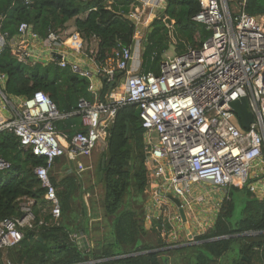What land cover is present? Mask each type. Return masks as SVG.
<instances>
[{"label":"built area","instance_id":"obj_1","mask_svg":"<svg viewBox=\"0 0 264 264\" xmlns=\"http://www.w3.org/2000/svg\"><path fill=\"white\" fill-rule=\"evenodd\" d=\"M199 2L200 10L192 19L209 36L198 46L189 45L180 54L165 57L158 73L129 72L131 46L115 49L97 61V49H88L75 33L64 36L62 30H50L41 38L22 22L10 37L0 28V52L9 44L24 64L55 61L60 67L68 65L90 80L88 91L94 95L93 101L80 98L73 113H62L42 91L28 97L6 95V76L0 72V131L12 132L22 148L44 158L45 163L35 166L33 173L45 188L46 201L37 215L34 198L19 199L20 215L0 220V250L17 246L28 230L58 224L61 207L49 173L54 161L63 155L89 153L104 141L123 103L136 104L140 110L148 174L162 188H171L182 207L205 202V196L195 194L202 185L210 191L228 186L256 195L257 190L256 196L264 199V28L256 16L245 12L243 2L233 9L227 0ZM140 10L136 5L129 14L136 29L143 23ZM63 48L81 54L83 60L69 62ZM121 71L126 72L123 95L115 98L110 92L106 101L98 100L100 77L116 83L115 74ZM241 97H246L253 116L247 128L231 107ZM72 114L80 115L84 130L67 138L57 131L55 122ZM9 167L0 157V171ZM162 195L159 189L153 196L161 203ZM69 237L87 250L92 247L83 232Z\"/></svg>","mask_w":264,"mask_h":264},{"label":"trees","instance_id":"obj_2","mask_svg":"<svg viewBox=\"0 0 264 264\" xmlns=\"http://www.w3.org/2000/svg\"><path fill=\"white\" fill-rule=\"evenodd\" d=\"M239 2H243L246 13L264 16V0H227L230 8ZM136 5L140 4L134 0H0V28L12 37L18 25L25 22L44 38L50 30H62L74 19V33L88 49H97L99 61L115 49L132 45L136 27L129 14ZM199 10V0H165L162 14L170 19V27L161 14L152 20L142 39L141 72L158 73L170 44L175 54H180L187 44L198 46L209 36L210 32L192 19ZM0 72L6 76V95L28 97L42 91L62 113H73L80 98L94 100L88 91L87 77L72 72L68 65L60 67L55 61L24 64L12 53L9 44L0 52ZM125 73L115 74L114 85L100 77L98 100L106 101ZM139 112L136 104H120L107 128L99 179L104 191L102 210L111 219L95 245L87 250L69 237L72 232H83L88 237L91 216L81 197L78 179L67 174L56 189L60 221L26 231L23 240L8 249L14 253L17 264H178L180 253L181 259L190 264H264V199L248 189L240 219L231 220L233 199L231 196L224 199L214 223L196 236L198 243L177 247L160 238L155 243L147 238L150 230L144 225L142 196L149 181ZM55 126L67 138L84 130L78 114L57 120ZM0 157L10 164L8 169L0 171V220L19 216L18 201L24 196L35 199L34 211L39 215L40 207L46 203L45 188L33 168L43 165L44 158L22 148L18 138L5 130L0 131ZM51 182L57 188L53 179ZM78 199L80 203L76 204ZM170 229L171 224L165 218H152L151 231L157 235ZM167 254L173 257L170 259ZM91 260L94 262L90 263Z\"/></svg>","mask_w":264,"mask_h":264},{"label":"rangeland","instance_id":"obj_3","mask_svg":"<svg viewBox=\"0 0 264 264\" xmlns=\"http://www.w3.org/2000/svg\"><path fill=\"white\" fill-rule=\"evenodd\" d=\"M233 9V8H232ZM142 18H144V13L141 11L140 16V23L143 22ZM260 21V19H258ZM148 24L141 23L138 25V29L141 28L138 34L139 38H143L146 31L143 27ZM135 35V34H134ZM195 39L198 40V35L196 34ZM166 56H173L175 55L174 52V46L170 44L169 49L167 52H165ZM130 71V67L128 69ZM140 68H136L133 72H139ZM132 72V71H131ZM125 75L121 76L118 79L117 86L113 90V95L115 98H119V96L123 95V83L125 80ZM5 114L8 112L4 111ZM99 143L92 151L89 153H78L73 155H66L67 158L75 159V160H86L87 157H91L94 160V156H99L101 151L103 150V144ZM92 153V154H91ZM91 154V155H90ZM99 159V157H98ZM96 159V160H98ZM89 162V161H88ZM93 168L95 167V162L93 161ZM88 173L89 171H85ZM98 172V165L96 167V170L93 172V176H90L91 179H89V182L91 185L88 186V194H86L87 190H84L83 196L81 195L84 204L87 207L88 214L91 216L90 218V235L89 240L91 244L95 245V242L97 238H99L102 233H104L107 229L108 224L110 223L111 217L104 216L103 210H102V197H103V186L99 179ZM50 178H53L57 175L58 172H54V168L50 169ZM88 175V174H87ZM148 187L145 189L144 194L142 196L144 202L142 204L144 210H145V220L144 225L146 229L150 230L148 231L147 238L152 242H157L158 238H160L162 241H165L170 246H184V245H190L198 243L196 241V236L199 234H202L203 232L207 231L208 228L214 223L217 212L219 211L222 202L226 195L231 196L233 199L234 209H233V215L232 219L233 222L240 219L241 211L245 207L246 201L248 199L247 197V191L246 188H234V187H222L220 189H217V191H210V187H204L203 185L200 186L201 189H198V192L195 194H201L205 196L206 200L204 203H194L191 202L189 205H184L183 209L185 212L186 219L185 221H182L179 210L176 208V206L170 201L167 194L173 195V191L171 188H162L161 182H156L153 177L148 174ZM86 186V182L84 184V187ZM85 187V189H87ZM161 190L163 192L161 203L158 200L154 198V193L157 192V190ZM166 190V191H165ZM134 192V191H133ZM256 195H259V192L256 190ZM78 194V193H77ZM82 194V193H81ZM131 205L134 207H138L137 204L130 201ZM80 203V199L76 201V204ZM92 214L96 215V217L92 218ZM163 217L171 224V229L167 231H162L160 235L156 234V232L151 231V225H152V218L154 217ZM232 222V221H231ZM232 222V223H233ZM189 234H191V237L189 238ZM166 249V248H162ZM1 251H7V250H1ZM5 254V253H3ZM185 254V253H184ZM178 255V254H177ZM5 256V255H3ZM168 258H172L173 256L170 254H167ZM178 264H190L186 260L181 259V253L178 255ZM10 260L13 264H17L16 257L12 256V258L9 256Z\"/></svg>","mask_w":264,"mask_h":264},{"label":"crops","instance_id":"obj_4","mask_svg":"<svg viewBox=\"0 0 264 264\" xmlns=\"http://www.w3.org/2000/svg\"><path fill=\"white\" fill-rule=\"evenodd\" d=\"M136 1L139 2V4H140V5H138V6H140V9H141L140 11H143V13H144V18H142L143 19L142 21L144 23L148 24V25L144 26L143 29L147 30V28L151 24L152 20L155 17H157L159 14L162 15V12L165 8V0H136ZM256 17L258 19H260V21L262 23H264V16L256 15ZM260 21H259V23H260ZM138 25H140V24H138ZM138 25H137V29H136V32L134 35L133 43L131 45L132 59L130 60V62L128 64V69L130 67V71L128 70L129 72H131V71L133 72L136 68H141V63H142L141 62V53L143 50V46H142V39L143 38L138 37V34L140 33L139 30L142 27L138 29ZM262 27L264 28V26H262ZM74 31H75V20L70 19L66 23L65 28L62 29V32H63L64 36H67L71 33H74ZM187 46H189V44H187L186 47ZM62 51L67 53L66 59L69 62L76 60L77 58L83 60V56L81 54L75 55V52H73V50H71V49L63 48ZM165 57H167V56L164 53L163 59ZM84 61H85L84 63H86V65H88V64L90 65V63H91L89 59H84ZM62 142L65 144V142L63 140H62ZM101 143L103 144V145L102 144L101 145L103 146V149H104L105 148V140L102 141ZM92 156L87 157L86 160H81V161H79L78 159L75 160V159L67 158L65 155L58 157L54 161L53 166L51 167V169L54 168V172H58L55 177L51 178V179H53V181L57 185L56 189L61 187V185L58 186V184L61 182V180L67 174H71V175H75V177L78 179V181L80 183L81 192L82 191L84 192V190H87L86 194H88V188L87 187L91 185L88 182H89V179H91L90 176H93V172H94V170H96L97 165H98L97 174L99 175V163H100L101 153L99 154V156H94V160H93ZM98 157H99V159H98ZM96 159H98V160H96ZM93 161L95 162L94 168H93V166H94ZM85 171H89V172L86 173ZM85 182H86L85 187L87 189H85V187H84ZM83 192H82V196H83ZM103 194H104V191H103ZM168 195H170V194H167V196ZM102 199H103V197H102ZM45 205H46V203H45ZM45 205L42 208L40 207L39 212H41L43 210V208H45ZM72 233H80V232H72ZM87 239H89V236ZM3 253H5V254H3ZM13 254L14 253H11L9 250H7V251H1L0 250V264H8V263L13 264L9 258V256L12 258ZM3 255H5V256H3ZM13 261L16 262V260H14V259H13Z\"/></svg>","mask_w":264,"mask_h":264},{"label":"water","instance_id":"obj_5","mask_svg":"<svg viewBox=\"0 0 264 264\" xmlns=\"http://www.w3.org/2000/svg\"><path fill=\"white\" fill-rule=\"evenodd\" d=\"M160 17L163 18L166 24L170 27V24H171L170 19L165 17L164 14H162ZM103 79L105 80V78ZM114 84L115 83H112V85ZM231 107L233 111L235 112V114L238 116L242 127L247 128L249 124L253 121V116H252V113L248 110V104H247L246 97H241L240 99L231 102ZM168 198L179 210V214H180L182 221H185L186 219L185 212H184V209L181 205L179 198L173 195H168ZM190 237H191V234H189V238Z\"/></svg>","mask_w":264,"mask_h":264},{"label":"bare ground","instance_id":"obj_6","mask_svg":"<svg viewBox=\"0 0 264 264\" xmlns=\"http://www.w3.org/2000/svg\"><path fill=\"white\" fill-rule=\"evenodd\" d=\"M260 24H261L262 26H264V23H262L261 21H260ZM111 93L113 94V90L111 91Z\"/></svg>","mask_w":264,"mask_h":264}]
</instances>
